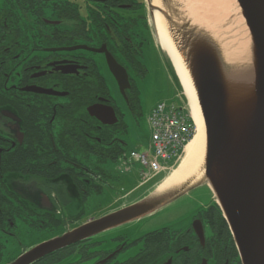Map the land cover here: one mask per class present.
<instances>
[{"label": "flooded vegetation", "instance_id": "obj_1", "mask_svg": "<svg viewBox=\"0 0 264 264\" xmlns=\"http://www.w3.org/2000/svg\"><path fill=\"white\" fill-rule=\"evenodd\" d=\"M151 40L148 0H0V264L97 219L85 205L140 116ZM122 228L32 264H243L214 205L184 228Z\"/></svg>", "mask_w": 264, "mask_h": 264}, {"label": "water", "instance_id": "obj_2", "mask_svg": "<svg viewBox=\"0 0 264 264\" xmlns=\"http://www.w3.org/2000/svg\"><path fill=\"white\" fill-rule=\"evenodd\" d=\"M148 1L156 41L177 81L183 106L190 112L181 78L170 55L158 41L153 22L156 11L168 22L177 49L188 63L206 129V181L155 195L159 184L181 162L185 146L173 160L174 165L158 173L166 172V175L146 197L41 243L11 264H32L80 240L141 222L199 186L211 189L210 205H218L242 263L264 264V0H237L253 41L255 80L251 95L236 102L234 107L230 105L215 50L206 36L187 18L179 25L171 13L175 11L176 15L179 11L172 8L171 0H161L165 8L155 6L153 0ZM178 7L183 8L179 4ZM198 222H194L195 226Z\"/></svg>", "mask_w": 264, "mask_h": 264}, {"label": "bare ground", "instance_id": "obj_3", "mask_svg": "<svg viewBox=\"0 0 264 264\" xmlns=\"http://www.w3.org/2000/svg\"><path fill=\"white\" fill-rule=\"evenodd\" d=\"M171 0V11L179 25L187 18L198 27L197 31L206 36L213 46L229 95L231 106L247 99L254 86V47L251 33L242 17L237 0ZM157 7H164L161 0H153ZM178 4L183 6L179 8ZM238 16V24L231 16ZM229 24H225L227 22ZM154 27L158 41L170 55L185 88L190 114L196 126L192 139L186 145L185 154L179 165L159 184L155 195L180 190L206 181V129L199 106L197 91L191 77L186 58L177 49L170 27L163 15L156 11ZM243 25V27H242ZM242 28V30L240 29Z\"/></svg>", "mask_w": 264, "mask_h": 264}, {"label": "rangeland", "instance_id": "obj_4", "mask_svg": "<svg viewBox=\"0 0 264 264\" xmlns=\"http://www.w3.org/2000/svg\"><path fill=\"white\" fill-rule=\"evenodd\" d=\"M227 3L231 5L230 0H227ZM238 18L241 22L237 15L231 16V19L237 24ZM229 23L228 21L225 24ZM240 29L242 30L241 27ZM145 50L149 74L144 81L138 83L142 109L140 116L137 120L131 119L130 133L126 138L124 153L119 156L116 162L108 166L112 174L111 182L104 185L105 188L101 195L91 196L87 200L85 205L86 218L96 217L98 219L109 214L112 209L115 211L141 200L166 175V172H162L146 181L141 175L143 169L139 165H130L126 159L132 151L144 152L149 150L152 136L149 116L159 103L166 102L168 105L174 104L179 107L183 105V99L178 93L179 86L173 78V72L164 52L152 40ZM166 165L172 167L174 161H168ZM212 201L211 189L206 186H199L142 222L129 224L120 229L115 235L128 234L136 238L164 226L184 228L192 221L195 214L212 204Z\"/></svg>", "mask_w": 264, "mask_h": 264}, {"label": "built area", "instance_id": "obj_5", "mask_svg": "<svg viewBox=\"0 0 264 264\" xmlns=\"http://www.w3.org/2000/svg\"><path fill=\"white\" fill-rule=\"evenodd\" d=\"M152 145L148 151L132 156L149 172H158L162 164L176 158L194 132L189 116L175 105L160 103L151 113Z\"/></svg>", "mask_w": 264, "mask_h": 264}, {"label": "trees", "instance_id": "obj_6", "mask_svg": "<svg viewBox=\"0 0 264 264\" xmlns=\"http://www.w3.org/2000/svg\"><path fill=\"white\" fill-rule=\"evenodd\" d=\"M187 112L189 113V115H190V112H189V110H187ZM191 121H192V124H193V126L195 127V125H194V122H193V120H192V118H191ZM217 209H218V205H214ZM219 210V209H218Z\"/></svg>", "mask_w": 264, "mask_h": 264}]
</instances>
